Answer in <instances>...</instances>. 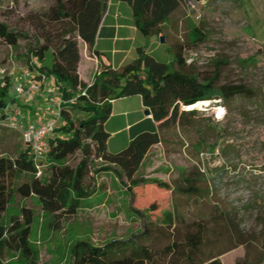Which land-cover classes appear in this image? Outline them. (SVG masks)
Masks as SVG:
<instances>
[{
	"label": "rangeland",
	"instance_id": "rangeland-1",
	"mask_svg": "<svg viewBox=\"0 0 264 264\" xmlns=\"http://www.w3.org/2000/svg\"><path fill=\"white\" fill-rule=\"evenodd\" d=\"M54 6V0H0V22L22 35L17 48L0 43V68L6 70L5 80L0 82L11 81L8 97L10 101L15 99L13 104L18 100L20 105L30 106L25 113L42 114L60 128L64 121L60 118L61 97L55 79L48 78L47 87L51 90L46 102L36 96L37 92L19 96L12 76L13 73L15 77L24 74L30 61L39 65L30 51L37 47L39 40L44 41L47 32L55 33L58 26L50 14ZM168 25L171 31L168 43L146 37L143 49L148 55L172 65L170 44L177 40L192 42L200 33L203 42H198L186 54L187 63L194 65L196 73L206 76L220 66L223 83H242L264 93V0H203L198 5L186 0ZM80 49L83 52V46L80 45ZM53 63L54 55L50 51L43 66L51 68ZM83 75L92 80L93 69ZM207 102L208 105L195 108L199 116L194 126L161 131L162 142L151 148L132 180L124 177L117 166H109L111 171L96 175L92 182L95 194L84 199L75 216L55 218L43 211L37 197H21L17 187L34 177L21 175L14 182L12 200L1 217L2 224L8 229L14 219L22 222L23 208L31 209L35 220L30 247L36 264H74L73 247L78 242L104 247L142 233L145 219L161 223L163 216L173 210V195L155 183H172L181 171L198 166L207 177L210 194L185 208L187 221L208 217L219 207L235 217L244 239L254 241V249H258L264 242V111L257 101L245 99L227 104ZM126 107L133 112L138 110L134 100ZM141 113L145 115L143 109ZM73 118L84 119L88 115L73 113ZM129 137V130L115 136L109 150L121 152ZM211 146H215L214 151ZM226 146L230 149L223 155L221 149ZM26 149L20 133L0 128V157L15 159ZM80 160L78 154L67 163L75 166ZM95 166L108 165L99 161ZM37 167L36 176L47 182L51 175L48 154ZM161 242L165 244L168 240ZM246 254V246H239L221 256L220 261L238 264ZM253 255L256 257L255 253ZM3 262L30 264L13 247L6 249Z\"/></svg>",
	"mask_w": 264,
	"mask_h": 264
},
{
	"label": "trees",
	"instance_id": "trees-1",
	"mask_svg": "<svg viewBox=\"0 0 264 264\" xmlns=\"http://www.w3.org/2000/svg\"><path fill=\"white\" fill-rule=\"evenodd\" d=\"M54 1L50 14L58 27L54 29L55 33L47 32L44 41L39 40L37 47L31 49V56L39 65L30 61L29 69L35 72L32 78L35 81L55 79L62 101L60 118L64 124L56 128L49 140L51 175L47 182L36 176L38 169L28 147L15 159L0 157V264L4 263L6 249L12 247L30 264H36L30 247L35 220L33 211L23 208V221L14 219L8 229L1 222L12 200L14 182L21 175L34 176L17 187L21 197H37L43 211L55 218L72 217L79 212L84 199L95 194L92 182L96 175L111 171L109 166H117L124 177L132 180L151 148L162 142V130L196 124L199 111L195 108L199 103L221 101L227 104L245 99L257 101L264 111L262 91L242 83H223L220 66L209 75L201 76L194 65L187 63V52L198 42H203L200 33L192 42L177 40L169 43L174 57L172 65L161 63L140 50L137 59L120 69L104 62L94 81L84 83L78 71L80 42L90 51L95 50L109 0ZM121 1L130 5L135 25L145 37L164 38L166 42L171 32L169 21L186 0ZM187 1L198 5L203 0ZM21 39L22 35L11 30L7 23L0 22V43L17 48ZM50 51L54 63L48 68L43 62ZM10 87V80L3 86L0 84V110L10 105ZM134 96L141 97L157 128L140 133L121 152L112 153L108 148L110 134L105 129L112 115V101ZM189 107L193 108L188 110ZM73 113L87 114L88 118L75 120ZM214 149L215 146H211V150ZM229 149L226 146L221 153L227 155ZM78 154L81 155L80 162L69 165L68 160ZM99 161L108 166L96 168ZM207 182L198 166L181 171L172 183L156 182L159 188L171 191L173 195V210L163 216L162 222L155 224L145 219L142 233L104 247L78 242L73 247L74 264H222L220 257L239 246H246L247 254L238 264H264V242L254 249V241L244 239L232 214L217 207L208 217L187 221L185 208L210 194ZM166 239L168 242L163 244L161 241Z\"/></svg>",
	"mask_w": 264,
	"mask_h": 264
},
{
	"label": "crops",
	"instance_id": "crops-1",
	"mask_svg": "<svg viewBox=\"0 0 264 264\" xmlns=\"http://www.w3.org/2000/svg\"><path fill=\"white\" fill-rule=\"evenodd\" d=\"M145 44L146 37L136 27L130 5L121 0H109L107 11L97 34L95 50L90 51L86 44L80 43L84 49L83 52L81 51V62L78 69L80 79L86 84H91L104 62H109L114 69L122 68L138 58L140 50L144 51L143 47ZM91 69H93V77L92 80H88L83 73ZM19 77L23 78V74L19 75ZM47 82L48 78L43 84L41 91L37 92L36 95L46 102L49 99L51 90L47 87ZM51 86L53 87V85ZM130 100H134L136 103L137 111L127 110L126 104ZM14 101L15 99L9 100L13 110L25 113L24 111L30 109V106L20 105L18 100L13 104L12 102ZM39 108H41V105H39ZM142 109L146 111L140 96L112 101V115L105 124V129L110 134L108 148L113 138L125 131H130V137L125 140L127 144L124 147H127L134 137L140 133L156 130L157 124L154 122L152 115L150 117L143 115L141 113ZM23 115L26 122L51 123L42 114L39 115L34 111ZM109 151L114 153L111 150Z\"/></svg>",
	"mask_w": 264,
	"mask_h": 264
},
{
	"label": "built area",
	"instance_id": "built-area-1",
	"mask_svg": "<svg viewBox=\"0 0 264 264\" xmlns=\"http://www.w3.org/2000/svg\"><path fill=\"white\" fill-rule=\"evenodd\" d=\"M5 71L6 70L0 68V81L4 78ZM12 76H14V82L17 83L16 91L21 97L34 92H40L46 81L45 78L39 82L33 80L28 70L23 74V78L15 77V73H13ZM0 83H2V86L5 85V82ZM74 101L75 100L72 102ZM61 103L62 101L60 104ZM192 108L193 107H189L187 109L191 110ZM1 127L11 129L21 134L23 142L31 151L36 166H38L44 156L49 153V140L54 136L56 130V125L54 123L26 122L22 112L13 110L10 105L0 110V128Z\"/></svg>",
	"mask_w": 264,
	"mask_h": 264
},
{
	"label": "water",
	"instance_id": "water-1",
	"mask_svg": "<svg viewBox=\"0 0 264 264\" xmlns=\"http://www.w3.org/2000/svg\"><path fill=\"white\" fill-rule=\"evenodd\" d=\"M161 41L164 43V42H165V39H164V38H161ZM145 115H146L147 117H150V116H151V111H150V110H146V111H145Z\"/></svg>",
	"mask_w": 264,
	"mask_h": 264
},
{
	"label": "bare ground",
	"instance_id": "bare-ground-1",
	"mask_svg": "<svg viewBox=\"0 0 264 264\" xmlns=\"http://www.w3.org/2000/svg\"><path fill=\"white\" fill-rule=\"evenodd\" d=\"M209 104V102H203V103H199V105H197L196 107H199V106H205V105H208Z\"/></svg>",
	"mask_w": 264,
	"mask_h": 264
}]
</instances>
